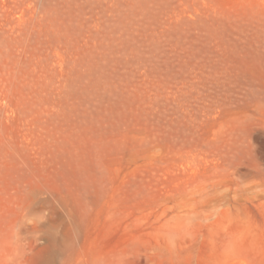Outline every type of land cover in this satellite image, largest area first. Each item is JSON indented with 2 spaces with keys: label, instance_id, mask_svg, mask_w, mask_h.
Returning <instances> with one entry per match:
<instances>
[{
  "label": "rangeland",
  "instance_id": "1",
  "mask_svg": "<svg viewBox=\"0 0 264 264\" xmlns=\"http://www.w3.org/2000/svg\"><path fill=\"white\" fill-rule=\"evenodd\" d=\"M0 264H264V0H0Z\"/></svg>",
  "mask_w": 264,
  "mask_h": 264
}]
</instances>
